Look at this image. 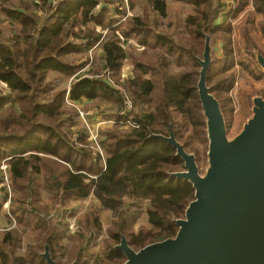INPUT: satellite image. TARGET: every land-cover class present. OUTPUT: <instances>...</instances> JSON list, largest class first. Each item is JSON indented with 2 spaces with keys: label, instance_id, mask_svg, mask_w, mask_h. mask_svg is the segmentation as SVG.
<instances>
[{
  "label": "trees",
  "instance_id": "trees-1",
  "mask_svg": "<svg viewBox=\"0 0 264 264\" xmlns=\"http://www.w3.org/2000/svg\"><path fill=\"white\" fill-rule=\"evenodd\" d=\"M124 1L132 2L59 0L54 4L51 0L33 3L19 0V4H15L13 0H0L1 11L19 26L9 40L2 38L0 28V155L12 157L8 162L11 185L23 194V198H18V204H21L16 209L19 211V223L29 227L33 222L34 227L38 226L41 231L39 240L26 246L24 256L17 255L23 246V233L15 228L7 231L0 238V264H46L40 257L46 243L51 245L60 264L74 261L69 257L63 262L70 249L56 243L67 225L58 215L49 220L53 226L40 221L42 208L39 206L38 210L35 207L41 198L40 186L35 183L32 173L42 175L46 172L53 180L58 179L56 184L63 198L76 195L87 199L93 191L105 208L114 211L118 231L110 235L115 244H109L103 256L98 257L96 261L100 264H122L125 261L121 252L114 251V246L120 242V233L128 236L135 249L175 236L177 226L173 219L184 217L186 207L194 199L192 185L170 175L184 169L176 151L158 139H149V135L150 130L169 135L170 123H174V114L177 113L206 138L197 93L200 65L194 54L203 55L205 38L202 31L209 24L215 0H147L151 11L160 17L168 16L169 2L194 7L196 15H190L185 21L192 40L191 47L158 32L159 24H150L147 16H133L119 28H111L106 5ZM253 4L258 12L264 14V0H253ZM41 12L46 14L44 19ZM218 13L219 9L216 15ZM52 20L55 22L49 24ZM169 26L173 27V24L169 23ZM219 29L215 25L208 32L213 35ZM105 30L113 33L104 36ZM133 34L139 36L142 47L152 45L151 39L155 38L153 45L165 48L161 50L165 55L157 64L138 59L136 70H141L148 77L141 79L135 76L127 81L126 91L133 98L125 100L113 83L120 81L118 74L126 58L123 41H129ZM199 42L201 55L197 52ZM94 47H101L104 52L100 73L104 78L90 77L94 75L91 70L88 75L75 78L71 92L77 100L102 97L120 104L124 102L123 109L116 116L117 122L130 125L126 132L119 129L107 132L106 140L101 143L105 161L99 152L94 158L95 147L90 149L86 142L89 138L87 130H81L75 137L64 135L61 128L75 114L63 118L67 112L65 91L52 96L51 92L56 87L48 82L50 73L74 77L90 63L89 53ZM69 54L78 55L80 59L70 63L66 60ZM184 55L189 58L184 59ZM170 56L187 70L182 74L172 73ZM139 57L145 58V53ZM190 63L192 65L188 67ZM211 80L210 74L209 85L214 94L231 87H226V81H218L213 86ZM3 86L11 92L10 97L5 95ZM174 126L177 138L189 148L175 123ZM10 142L12 145L2 147V143ZM62 164H68L69 169H63ZM3 179L0 167V181ZM6 191V188L0 189L3 192L0 195H5ZM145 203L151 229L130 233L129 228L144 212ZM80 235V244L70 251L79 258V264H92L94 254L89 253L92 238L87 233L89 239L86 241L81 232Z\"/></svg>",
  "mask_w": 264,
  "mask_h": 264
},
{
  "label": "rangeland",
  "instance_id": "rangeland-1",
  "mask_svg": "<svg viewBox=\"0 0 264 264\" xmlns=\"http://www.w3.org/2000/svg\"><path fill=\"white\" fill-rule=\"evenodd\" d=\"M13 1L15 4H19V0ZM20 1L33 3L38 0ZM51 1L54 4L59 2V0ZM218 2V19L215 23H212V27L217 25L220 29L213 34L216 40V50L215 62L211 72L212 80L210 83H213L212 85L214 86L218 81H226V87L231 85L230 89L226 91L222 90V92H217L215 95L217 94L216 96H219V99L221 98L220 101L223 102V108L224 104L226 106L224 111L228 121L229 134L234 135L240 130L246 118L250 115L252 97L258 94L264 95V74L257 67L253 56L255 50L264 53V14L254 8L253 0H218ZM106 6L108 7L106 12L107 21L110 23L111 28H119L133 16L142 18L147 16L149 17L150 24H159L156 28L158 32L165 36L173 37L181 45L191 47L192 40L189 37L185 25V21L190 15H196L194 7L191 5L169 2L167 17H160L151 11V5L147 0L124 1L121 4H107ZM121 11L123 13H120ZM40 16L44 19L46 14L41 12ZM54 22L55 20H52L49 24ZM169 23H172L173 27L169 26ZM0 28L2 29V38L9 40L14 32L19 29V26L13 23L0 9ZM99 29L102 31L101 27ZM103 33L104 36H108L113 32L105 30ZM73 41L80 43L78 40ZM139 41L140 38L136 34L130 36L129 41H123L126 58L118 74L117 79H120V81L113 83V86L121 93L125 100H128L129 97L133 98L132 94L126 91L128 86L126 82L135 76H140L141 79L148 77L141 70H136V63L142 60L145 63L153 62L157 64L159 58L165 55L161 51L165 48L153 45L155 38L151 39L152 45H149V47H142ZM200 47L199 42L197 48L199 55L202 54ZM253 48L257 49L252 50ZM141 53H145V58L139 57ZM103 54L104 52L101 47H94L89 53L90 63L74 77H67L60 73H50L48 79V82H52L54 87H56L51 92L52 96L56 92L65 91V109L67 112L63 118L67 119V116L70 117L73 113L75 114L70 122L65 121L64 126L61 128L62 132L69 137H75L81 130H87L89 138L86 142L90 149L95 147V151L92 150L94 152V158L98 155L99 150L96 143L101 147L102 141L106 140L108 131L119 129L120 131L126 132L130 128L129 124L118 123L116 118L118 112L123 109L124 102L120 104L102 97L95 100H77V97L71 92V86L75 78L78 76L82 77L84 74L88 75L87 72L91 70L94 75H90V77L96 76L97 79L104 78L100 74L103 69ZM135 57L137 58L135 59ZM188 58V55H184V59ZM79 59L80 57L78 55L69 54L66 56V60L70 63L76 62ZM170 61V70L172 73L182 74L187 70V68L177 65L175 59L173 57L171 58V56ZM190 65L192 63L188 67ZM199 70L200 67L198 68V72ZM3 88L5 95L10 97L11 92L6 86H3ZM174 118L178 132L183 137V141L189 145L188 150L197 153L200 165L204 169L208 147L205 135L203 133L199 134L195 127L188 120L182 119L179 114L175 113ZM39 135L43 136L40 133ZM5 145H12V142L2 143L3 148L8 147ZM102 151L105 154L103 149ZM11 159L12 157H8L7 154L0 155V167L3 168L4 177L6 175L5 172L8 174L10 184V167L8 168L10 165L7 163ZM67 165L62 164L63 169L69 166ZM31 175H34L35 183L40 186L41 198H38V202L35 205L38 210L39 206L42 208L41 212L43 216L40 221L53 226L54 224L49 220L52 217L54 219L58 215L62 223L67 225L63 229V225L60 224L65 232L58 235L56 243L58 245L61 243L65 249L69 248L71 250L73 246L80 244V232L84 235L86 241L90 236L92 239L89 245L91 252L89 253L94 254L92 264H100V262L96 261L98 257L103 256L109 244H115L114 239L110 235L112 232L116 233L118 231L117 225L115 226L117 217L114 211L105 208L95 197L94 192L87 199H82L76 195L63 198V195L60 193V188L56 184L58 179L55 178L53 180L52 176L46 172H43L42 175H36L34 173ZM3 188H6L5 178L0 181V189ZM14 191L13 203L9 210H6L7 204L4 200L0 199V226H4L0 228V238H3L4 234L9 230L14 228L20 230L23 233V246L18 252L25 255L26 247L24 246V240L29 239L30 243H34L37 239L39 240L41 231L37 228L38 226L34 227L35 224L33 222L30 223L29 227L19 223V211L16 209L21 204H18V198H23V194L16 190ZM146 205L145 203L143 208L144 212L131 224L129 228L130 233H139L142 230L150 231L151 226L148 222ZM8 212L13 215L16 222L10 219ZM87 233H89V236ZM70 250L68 253L66 251L67 256L62 259L63 262L69 257L72 261L77 257Z\"/></svg>",
  "mask_w": 264,
  "mask_h": 264
},
{
  "label": "water",
  "instance_id": "water-1",
  "mask_svg": "<svg viewBox=\"0 0 264 264\" xmlns=\"http://www.w3.org/2000/svg\"><path fill=\"white\" fill-rule=\"evenodd\" d=\"M215 0L209 24L203 28L205 46L200 65L197 93L208 143L203 169L197 153L177 138L174 123L169 135L150 130L176 151L184 163L173 178L189 182L194 199L184 217L174 218L173 237L135 249L128 236L120 233L114 251L121 252L122 264H264V95L251 100V112L234 134H229L227 117L209 78L215 62V38L208 30L218 19ZM255 63L264 74V53L255 50ZM40 257L46 264H60L46 243ZM71 264H79L76 258Z\"/></svg>",
  "mask_w": 264,
  "mask_h": 264
},
{
  "label": "built area",
  "instance_id": "built-area-1",
  "mask_svg": "<svg viewBox=\"0 0 264 264\" xmlns=\"http://www.w3.org/2000/svg\"><path fill=\"white\" fill-rule=\"evenodd\" d=\"M96 145H97V147L99 149L98 152H99L101 158L103 159V161H105L106 156L103 153L100 145H98L97 143H96ZM8 168H9V166H8ZM2 170H3V168H2ZM5 174H6L5 177H4L5 178V187H6L7 191H6V194L5 195H0V199H3L4 200V202L7 204L6 210H9L11 208L12 203H13V194L15 193V191H14L15 189L12 187V185L9 182L8 174L6 172H5ZM96 179H98V178L96 177ZM91 194H93V191H92ZM8 215L10 216V219L13 222H16L15 218L13 217V215L10 212H8Z\"/></svg>",
  "mask_w": 264,
  "mask_h": 264
},
{
  "label": "crops",
  "instance_id": "crops-1",
  "mask_svg": "<svg viewBox=\"0 0 264 264\" xmlns=\"http://www.w3.org/2000/svg\"><path fill=\"white\" fill-rule=\"evenodd\" d=\"M4 226L2 225V226H0V228H3ZM30 243V241H29V239L28 240H24V246L26 247L27 246V244H29ZM69 249V248H68ZM18 255H20V256H24V254L23 253H20V252H18Z\"/></svg>",
  "mask_w": 264,
  "mask_h": 264
},
{
  "label": "bare ground",
  "instance_id": "bare-ground-1",
  "mask_svg": "<svg viewBox=\"0 0 264 264\" xmlns=\"http://www.w3.org/2000/svg\"><path fill=\"white\" fill-rule=\"evenodd\" d=\"M100 208V207H99Z\"/></svg>",
  "mask_w": 264,
  "mask_h": 264
}]
</instances>
